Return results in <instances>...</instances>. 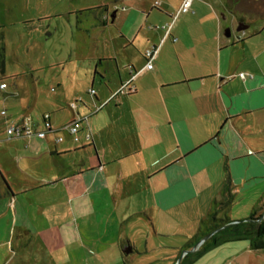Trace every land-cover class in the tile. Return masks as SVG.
I'll return each instance as SVG.
<instances>
[{"label":"crops","instance_id":"1","mask_svg":"<svg viewBox=\"0 0 264 264\" xmlns=\"http://www.w3.org/2000/svg\"><path fill=\"white\" fill-rule=\"evenodd\" d=\"M245 1L193 0L169 35L163 26L151 24L145 30L122 31L130 63H121L118 55L94 61L92 84L96 76L105 83L95 101L108 99L131 77V67L141 70L145 66V50L158 46L153 68L135 77V92L119 95L92 114L79 132V141L68 133L70 140L63 137L57 142L62 136L55 135L65 131L66 123L55 127L51 120L55 130L40 140L32 136L0 140V258L27 249L37 230L36 211L54 204L58 196L68 210L81 214L95 211L97 204L126 212L143 205L151 226L163 237L192 221L196 210L199 229L221 197L226 167L234 182L264 175V112L260 114L264 111V71L240 77L243 58L236 53L245 46L241 45L247 41L245 33L237 34L239 40L232 30L226 35L229 26L244 23L246 29L250 27L253 11L251 2L243 6ZM104 9L111 11V7ZM164 13L173 20V12ZM122 15L115 7L112 22ZM91 101H83L86 110L77 108L71 119L87 115L93 108ZM48 135L53 136L48 139ZM74 178L79 182H70L68 187ZM65 181L64 189L59 188ZM142 181L146 182L145 196ZM72 240L68 234L46 237L51 249L46 258L56 256L52 264H65L62 261ZM219 247H227L222 248L226 256L220 264H234L235 259L239 263L245 253L264 251L252 249L245 240L214 249ZM129 253L123 251V257Z\"/></svg>","mask_w":264,"mask_h":264},{"label":"rangeland","instance_id":"2","mask_svg":"<svg viewBox=\"0 0 264 264\" xmlns=\"http://www.w3.org/2000/svg\"><path fill=\"white\" fill-rule=\"evenodd\" d=\"M250 2V9L253 10L254 2L260 7L257 14L251 13L254 18L248 20L250 27L243 31H237L239 24L227 27L234 31L238 40L245 33L247 41L241 43L245 46L236 53L243 58L240 71L245 75L264 71V0H246L243 6H250ZM102 5L106 6L100 8ZM181 5V0H0V31L4 33L5 42V71H0V83L7 84L5 89H0V140L7 139V126L11 123L24 121L35 129H43V115L47 113L55 127L72 121L73 102L82 101L78 111L84 110L83 101L92 103L89 90L94 88L99 92L100 86L105 85L99 76L92 84L94 61L118 55L121 63H130L126 58L125 35L121 32L145 30L147 24L172 25L173 29L179 15L174 17ZM106 7H111L110 13L104 11ZM115 7L123 15L122 19L112 22ZM164 11L173 12V20ZM126 14L129 17L125 20ZM158 32L163 34L165 30ZM253 34L256 35L250 37ZM112 73L108 68L109 77ZM68 133L65 129L55 136L59 134L70 140ZM31 138L40 140L41 137ZM70 182L79 181L71 179L68 187ZM197 182L201 190L202 182ZM64 183L66 185V181L62 182L59 188L64 189ZM145 183L142 181L144 196ZM232 184L235 196L228 215L236 220L245 219L255 207L257 214L263 216L264 211L259 209L264 208V175L241 182L232 180ZM55 199L54 204L45 209L38 208L33 240L27 249L9 252L4 259L6 264L55 263L56 256L46 258L51 249L45 238L65 234L73 237L68 244V256L62 261L65 264H176L180 248L198 230V210L193 213L192 221L176 228L174 235L161 237L145 216L143 205L126 212L105 210L107 205L97 204L95 211L81 214L68 210L61 196ZM11 248L17 250L12 241ZM222 248L227 247L207 254L208 251L203 261L193 264H220L226 256ZM123 251L131 254L123 257ZM4 260L0 258V264H4ZM237 261L240 259H235L234 264H264V251L252 250L243 254L241 262Z\"/></svg>","mask_w":264,"mask_h":264},{"label":"trees","instance_id":"3","mask_svg":"<svg viewBox=\"0 0 264 264\" xmlns=\"http://www.w3.org/2000/svg\"><path fill=\"white\" fill-rule=\"evenodd\" d=\"M100 6L101 7H105ZM0 71H5V42L4 33L0 31ZM49 114V113H48ZM50 116V114H49ZM44 117V115H43ZM234 202V193L232 179L228 168L226 167V177L221 192V197L214 201V206L208 215L202 219L200 227L195 235L181 248L179 255L181 256L187 249L194 247L208 233L216 231L200 247L188 252L180 262V264H193L201 256L212 249L233 241L245 240L249 242L254 250H264V219L262 215L257 214V210L253 208L251 215L245 219H232L228 215V211ZM177 256L176 261L179 258Z\"/></svg>","mask_w":264,"mask_h":264},{"label":"built area","instance_id":"4","mask_svg":"<svg viewBox=\"0 0 264 264\" xmlns=\"http://www.w3.org/2000/svg\"><path fill=\"white\" fill-rule=\"evenodd\" d=\"M192 2L193 0H183L182 5L179 8L177 15L174 17V19L180 13L188 12L191 9ZM158 4H159L158 1H156L155 5L157 6ZM171 27L172 25L163 26V28L167 29V35H169ZM158 49H159L158 46H151L147 48L144 52L146 60H147L145 66L141 70H136L135 68L131 67L130 68L132 72L131 77L128 80L122 82L119 88L115 92H113L108 99L96 102L95 101L96 91L94 90V88H91L89 90V95L93 99V108L85 116L78 115L72 121L67 123L62 129L68 130L69 133L73 136L74 140L79 141L80 139L78 136L79 132L83 128L84 124L88 122V119L92 114L100 111L109 101L117 98V96L131 94L136 91L135 86L133 84V80L142 70H151L153 68V60L156 57ZM239 75L240 77L245 78L244 73H240ZM6 87H7L6 82L0 83V89H5ZM81 102L82 101L78 102L76 100L71 105V108L73 110H76ZM2 113L5 114V111H3ZM43 121L45 125L43 129H35L34 127L30 126L27 122H24V121L18 122V123H11L7 126V134L10 138H27V137L34 136V135H37L41 138L46 137L48 132L54 131L55 129L52 128L50 116L48 113L44 115ZM91 138H92V133L88 129L86 133V139L90 141ZM62 140H63V137H58L56 139L57 142H61ZM185 254L186 253L184 252V255Z\"/></svg>","mask_w":264,"mask_h":264},{"label":"water","instance_id":"5","mask_svg":"<svg viewBox=\"0 0 264 264\" xmlns=\"http://www.w3.org/2000/svg\"><path fill=\"white\" fill-rule=\"evenodd\" d=\"M247 28V25H245V24H240L238 27H237V31H241V30H244V29H246ZM231 28H227V30H226V35H228V36H230L231 35ZM262 219V218H261ZM219 229H217V230H215V231H212V232H210V233H208L207 235H205L201 240H200V242H198V244H196L194 247H193V249L191 250V251H195V250H197L199 247H200V245L204 242V241H206L211 235H213L216 231H218ZM185 253H188L187 251H185ZM183 254H182V256L181 257H179V259H178V261H177V263L176 264H180V262L182 261V259H183Z\"/></svg>","mask_w":264,"mask_h":264},{"label":"flooded vegetation","instance_id":"6","mask_svg":"<svg viewBox=\"0 0 264 264\" xmlns=\"http://www.w3.org/2000/svg\"><path fill=\"white\" fill-rule=\"evenodd\" d=\"M255 1H258V0H255ZM254 3H255V2H254ZM254 3H253V10H252V11H253V14H257V13L259 12V8H260V7H259L258 5L256 6ZM243 24H244V23H243ZM245 25H246V24H245ZM237 27H238V26H237ZM244 30H245V29H244ZM241 31H243V30H241ZM186 254H187V253H186ZM186 254H185V255H186Z\"/></svg>","mask_w":264,"mask_h":264}]
</instances>
